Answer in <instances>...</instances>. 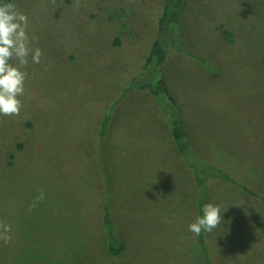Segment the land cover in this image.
Segmentation results:
<instances>
[{"label": "rangeland", "instance_id": "374dc122", "mask_svg": "<svg viewBox=\"0 0 264 264\" xmlns=\"http://www.w3.org/2000/svg\"><path fill=\"white\" fill-rule=\"evenodd\" d=\"M162 1H11L43 55L21 69L20 114L0 116V221L11 225L0 264H206L189 230L193 182L149 92L127 94L107 121V186L93 156L108 105L141 72ZM178 34L215 70L188 54L160 56L182 131L199 157L264 194V0H183ZM106 192L124 243L117 255L100 224ZM206 203L227 208L221 229L230 228L204 232L212 262L264 264V201L215 182Z\"/></svg>", "mask_w": 264, "mask_h": 264}, {"label": "trees", "instance_id": "16d2710c", "mask_svg": "<svg viewBox=\"0 0 264 264\" xmlns=\"http://www.w3.org/2000/svg\"><path fill=\"white\" fill-rule=\"evenodd\" d=\"M12 0H0V5L11 3ZM68 2L69 0H62ZM183 0H163L162 10L158 23L156 38L145 56L141 66V72L148 73L146 80L139 76L130 77L125 84L119 88L117 95L113 102H111L103 115L98 128V133L95 135L96 143L93 149V156L99 167V173L103 178L104 186H107L106 173L103 169L104 164L101 159L100 146L104 139V131L107 121L113 115L115 107L125 98L127 94L134 90H144L149 92L164 118V122L169 130L175 134L173 141L178 149L181 160H183L188 167V174L190 176L192 186L191 195H194V205L198 211V216L203 215V206L206 203L209 193V187L215 182H219L228 186L236 187L249 195L255 196L264 201V194L259 193L247 184L241 182L238 178L230 174L223 167L203 160L193 149L188 135L182 131V120L179 109L177 107L174 97L170 94L169 88L165 83L163 75L161 74L160 56L164 53L177 52L180 54H188L194 59L203 63V65L212 73L214 67L207 59L195 56L184 45L182 37L178 34L180 24V11ZM121 31H125L121 29ZM114 42H118L116 37ZM107 190V188H106ZM102 212L100 213V224L103 232L106 235L105 245L107 252L111 255L119 254L123 248L124 243L117 239L115 235V224L111 215L108 192L105 193V198L101 202ZM77 215L79 211H77ZM80 218V217H79ZM81 223V220H80ZM85 229V228H84ZM91 232H94L91 229ZM77 234L87 240L85 231L77 230ZM204 232L200 233L198 240V253L203 258L206 264H214L212 262L209 250L206 246L207 241L203 236Z\"/></svg>", "mask_w": 264, "mask_h": 264}, {"label": "clouds", "instance_id": "9594fccd", "mask_svg": "<svg viewBox=\"0 0 264 264\" xmlns=\"http://www.w3.org/2000/svg\"><path fill=\"white\" fill-rule=\"evenodd\" d=\"M32 40L34 37L30 38L28 34V17L13 3L0 5V116H18L23 107L20 97L24 95L27 73L21 69L28 65L30 55L32 62L37 64L43 55L41 49L32 47ZM13 60L17 63L13 64ZM225 211L227 208L222 210L219 204L205 203L203 215L189 225V230L200 235L202 231L211 233L221 229ZM223 223L230 224L231 221ZM222 231L227 234L230 228ZM10 232L11 225L0 221V240L9 242Z\"/></svg>", "mask_w": 264, "mask_h": 264}]
</instances>
